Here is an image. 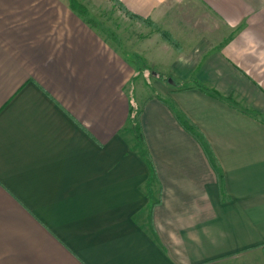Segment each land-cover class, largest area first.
<instances>
[{
	"label": "crops",
	"instance_id": "0c3cea01",
	"mask_svg": "<svg viewBox=\"0 0 264 264\" xmlns=\"http://www.w3.org/2000/svg\"><path fill=\"white\" fill-rule=\"evenodd\" d=\"M118 1L178 50L0 0V264H264V0ZM141 70L157 93L134 101Z\"/></svg>",
	"mask_w": 264,
	"mask_h": 264
},
{
	"label": "rangeland",
	"instance_id": "374dc122",
	"mask_svg": "<svg viewBox=\"0 0 264 264\" xmlns=\"http://www.w3.org/2000/svg\"><path fill=\"white\" fill-rule=\"evenodd\" d=\"M71 2H75V4L78 5V7H76L77 10H74L75 13H77L81 17L84 16L83 18L88 23L93 25L98 31H100L110 41L113 47L119 51L126 52L123 47L124 44L126 43L135 44L136 42H141L144 36L147 35L148 32L151 30L155 31L159 35L161 40H163L169 46L174 48L172 45H170L167 41H165L161 37V35L159 34L160 29L157 27L155 23H153L149 19H145L155 24L157 29L149 27L148 25H145L143 23H140L137 20H132L126 14V12L127 13L128 12L131 13V12L128 11L126 8H124L119 3L118 0H65V3H67L68 6H69V3ZM69 8L72 9L70 6ZM142 30H149V31H147L146 33H141ZM161 31H164V30H161ZM128 52H129V58L131 60L134 59V56L136 54L130 47L128 49ZM151 73H153L152 70H141L140 72H137L138 77L133 78V80L129 83L128 89L129 91H131L132 89L133 99L135 96L134 101L136 100V96L142 98V96L145 97L151 94V92L153 94L157 93L155 90V87L152 85L153 81L151 80V77H152ZM206 90L209 92H213V91L216 92L215 90H212V89L211 90L206 89ZM223 99H227L230 102L232 100V98L230 97H226V98L224 97ZM227 100H221V101L229 102ZM234 105L237 106V103L234 102ZM137 107L138 105L135 104L134 111L137 110Z\"/></svg>",
	"mask_w": 264,
	"mask_h": 264
},
{
	"label": "trees",
	"instance_id": "16d2710c",
	"mask_svg": "<svg viewBox=\"0 0 264 264\" xmlns=\"http://www.w3.org/2000/svg\"><path fill=\"white\" fill-rule=\"evenodd\" d=\"M69 6L73 10H77L76 7H78V5L75 4V2L69 3ZM126 14L132 20H137L140 23L148 25L149 27H152L154 29H157L156 25L153 24L149 20L142 19L141 17L134 15V14H131L129 12L128 13L126 12ZM159 34L161 35V37L165 41H167L170 45H172L175 49L178 50V45H177L176 41L169 34H167L164 31H161V30H159ZM199 89H202V88H199ZM201 91L213 96L215 99L227 100V99H223L224 97H222L221 95H219L218 93H216L214 91L209 92L206 89H202ZM227 101H229V100H227ZM229 103L232 105L234 104V102L232 100H231V102L229 101ZM140 115H141V110H135L134 111V109L131 108L130 114H129L130 131H131L133 137L135 138V140L137 141V144L139 145V147L141 149H143L144 151H146L145 140L143 138L142 127H141V123H140ZM180 123H181V126L185 129V131H187L204 148L205 142H204V139L202 138L201 134L199 133V131L193 125H191L188 122V120H185L183 117L181 118ZM205 153H206V156L209 160V164L211 165L213 171L215 172V174H217L218 177H220L221 172H220L219 168L217 167L215 160H214L212 154L209 152L208 148L205 151ZM145 159H146L147 164L149 165L150 170H152L153 167H152L150 156L148 154H146Z\"/></svg>",
	"mask_w": 264,
	"mask_h": 264
}]
</instances>
